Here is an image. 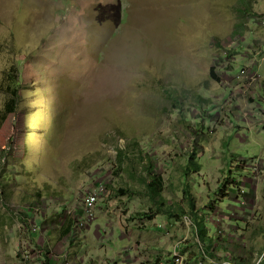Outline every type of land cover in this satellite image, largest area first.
Masks as SVG:
<instances>
[{
  "label": "rangeland",
  "instance_id": "1",
  "mask_svg": "<svg viewBox=\"0 0 264 264\" xmlns=\"http://www.w3.org/2000/svg\"><path fill=\"white\" fill-rule=\"evenodd\" d=\"M16 71L18 109L0 118V264L261 253L264 0H0V112Z\"/></svg>",
  "mask_w": 264,
  "mask_h": 264
},
{
  "label": "trees",
  "instance_id": "2",
  "mask_svg": "<svg viewBox=\"0 0 264 264\" xmlns=\"http://www.w3.org/2000/svg\"><path fill=\"white\" fill-rule=\"evenodd\" d=\"M4 81L5 82H4V85H3V89H4V92L8 96V101L6 102L3 111L0 112V118H2V123L6 120V118L8 117L9 114L15 113L16 110L18 109V103H19L18 71L13 72V73H9V72L6 73V76L4 77ZM191 158H192V156H191ZM189 171L190 170L187 168V170H185V174L188 175ZM221 182H222L221 185H223V186L221 188H219L220 186H218L217 188H218V191L220 193H223V191L226 188L225 187V185H226L225 183L227 182V179H224ZM147 190H149V193H150L152 199H157V203H159V205L163 202L161 200V195L163 194V192L165 190V184H164V181H163V179H162V177L160 175H157L156 177H153V179L147 183ZM188 190H189L188 188L184 189V192L187 194V196H189ZM123 193H125V192H123ZM190 193H191V191H190ZM191 207H192L191 214L194 216V219H195L194 220V222H195L194 224H195L196 234L199 237L200 243L203 245V241H202L203 240V236L201 237V235H200V229H201V224L200 223L203 222L204 219L201 218V216L198 214V212L195 209V207H193V206H191ZM167 215L171 216L169 213H167ZM179 215H181V214H179ZM179 215H175V217H178ZM171 218H173V217H171ZM66 228L67 229L65 231V234L67 235V234L70 233L71 229L69 228V226H67ZM203 228L205 229V227H203ZM204 232L206 234L205 230L203 231V233ZM220 239H221V236H219V241H220ZM212 249H213V246H212ZM205 250H206L205 254H207V256H209L212 259L220 260V258L216 255V252H210L208 247L205 248ZM215 250H213V251H215ZM45 259H46V263L48 264V261H47L48 257H45ZM237 262H238V264H245L244 261L240 262L239 259H238ZM261 263H262V261H261ZM184 264H187V262L184 263Z\"/></svg>",
  "mask_w": 264,
  "mask_h": 264
},
{
  "label": "built area",
  "instance_id": "3",
  "mask_svg": "<svg viewBox=\"0 0 264 264\" xmlns=\"http://www.w3.org/2000/svg\"><path fill=\"white\" fill-rule=\"evenodd\" d=\"M106 194L105 186L103 184L98 185L92 192H89L84 197L81 209L78 208L79 214L84 216L81 220L78 222H82L80 226H84V224H87L88 220H92L94 218L95 213V207L97 203L99 202L100 198H102ZM80 217V216H79ZM174 262L177 264H184L185 258L182 254H176L174 253ZM220 264H236L229 260L222 261Z\"/></svg>",
  "mask_w": 264,
  "mask_h": 264
},
{
  "label": "crops",
  "instance_id": "4",
  "mask_svg": "<svg viewBox=\"0 0 264 264\" xmlns=\"http://www.w3.org/2000/svg\"><path fill=\"white\" fill-rule=\"evenodd\" d=\"M227 196H228V193H225ZM228 208H230V207H228ZM241 221H243V222H246V224L248 225V224H250V222L248 221V220H246V219H244V220H241ZM228 226V225H227ZM247 228L249 229V226H247ZM247 228L245 229V240H247L248 239V235H250L249 233H248V231H247ZM90 229V228H89ZM235 229L237 230V229H241V228H239V225H237V226H235ZM243 229V228H242ZM244 230V229H243ZM251 233V232H250ZM220 236H221V238H224L225 237V235L223 234V232H220ZM253 238V236H252V233H251V235H250V239H252ZM258 238H260V237H258ZM245 240H244V244H245ZM233 250V249H232ZM260 250H261V253H257V252H255L254 251V253L251 255V254H248L249 256H245L243 253H241V254H239V253H237L236 252V250H234L233 251V253H234V255L236 256V258H239V260H240V262L241 261H244V263L245 264H260L261 263V261H262V263L261 264H264V246L262 247V248H260ZM219 258H220V260L223 258V256H224V254H221V253H219L218 255H217ZM186 259V258H185ZM170 261H174V258H173V256H171L170 257V259H169ZM219 260V261H220ZM92 261H94V260H92ZM169 261V262H170ZM199 262L197 263V264H218L217 262H216V259H212V258H210V257H207V258H205L203 261H204V263L201 261L200 262V260H198ZM224 261V260H223ZM187 262V261H186ZM194 262V261H193ZM221 263V262H220ZM219 263V264H220ZM57 264V263H56ZM187 264H189L188 262H187Z\"/></svg>",
  "mask_w": 264,
  "mask_h": 264
},
{
  "label": "clouds",
  "instance_id": "5",
  "mask_svg": "<svg viewBox=\"0 0 264 264\" xmlns=\"http://www.w3.org/2000/svg\"><path fill=\"white\" fill-rule=\"evenodd\" d=\"M186 263V262H185Z\"/></svg>",
  "mask_w": 264,
  "mask_h": 264
}]
</instances>
